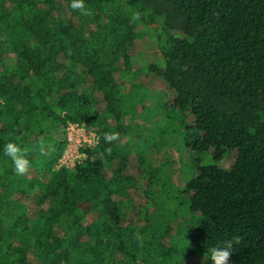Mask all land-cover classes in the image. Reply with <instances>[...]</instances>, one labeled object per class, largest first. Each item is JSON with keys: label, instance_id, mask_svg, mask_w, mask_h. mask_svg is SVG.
Masks as SVG:
<instances>
[{"label": "trees", "instance_id": "16d2710c", "mask_svg": "<svg viewBox=\"0 0 264 264\" xmlns=\"http://www.w3.org/2000/svg\"><path fill=\"white\" fill-rule=\"evenodd\" d=\"M84 2L91 16L71 0H0V264H211L207 250L236 235L230 264H264V0ZM141 31L158 52L142 64L178 95L167 107L195 120L194 150L236 153L231 169L200 167L188 183L199 224L183 249L170 244L177 213L136 199L160 171L120 137ZM73 122L98 142L57 170ZM9 142L28 149L25 175Z\"/></svg>", "mask_w": 264, "mask_h": 264}, {"label": "rangeland", "instance_id": "374dc122", "mask_svg": "<svg viewBox=\"0 0 264 264\" xmlns=\"http://www.w3.org/2000/svg\"><path fill=\"white\" fill-rule=\"evenodd\" d=\"M144 32L146 31L140 33L138 48L133 58L131 80L127 83L126 93L131 90V94L129 93L123 103L125 109L120 123V137L127 145L131 160L138 156L144 160L145 168L150 170L155 167L160 171L159 185L153 191L148 190V195L144 193L136 199L140 203L149 199L156 209L177 213L181 221L173 224L174 233L170 244L176 249H183L189 226L199 224L198 218L188 215L185 195L188 183L196 177L200 167L218 166L226 170L231 169L236 160V153L227 152L222 159L217 160L213 153L194 150L195 138L198 136V131L193 128L194 118L188 113L169 108L175 106L177 93L167 88L157 77L148 74L149 66L142 64H149L158 57L157 49L150 42L148 33ZM158 65L156 63V66ZM159 99L164 103L158 102ZM111 124L117 125V122L112 120ZM85 137H88L87 133L78 137L79 142L68 146L67 135L57 170H69L82 159L78 148L84 144ZM11 224L10 220L5 221L2 231H8ZM65 232L70 233V227L65 228ZM204 259L197 258L196 261Z\"/></svg>", "mask_w": 264, "mask_h": 264}, {"label": "clouds", "instance_id": "9594fccd", "mask_svg": "<svg viewBox=\"0 0 264 264\" xmlns=\"http://www.w3.org/2000/svg\"><path fill=\"white\" fill-rule=\"evenodd\" d=\"M69 7L79 12L83 16H91L92 11L85 5L84 0H71ZM135 19H139V13L135 14ZM119 139V133H105L104 140L106 143L111 144L113 141ZM109 155L111 154V148L105 150ZM27 148H21L19 145L13 142H9L4 145V153L9 157L15 165V171L18 175H25L29 168L30 162L26 159ZM134 238L140 243H143V236L137 232L134 234ZM242 237L239 235L233 236L230 240L226 241L222 246L212 247L208 251V259L210 258L211 264H230L231 256L235 249L234 245H239L242 242Z\"/></svg>", "mask_w": 264, "mask_h": 264}, {"label": "built area", "instance_id": "2783aa9c", "mask_svg": "<svg viewBox=\"0 0 264 264\" xmlns=\"http://www.w3.org/2000/svg\"><path fill=\"white\" fill-rule=\"evenodd\" d=\"M66 132L68 133V146H72L75 142H79L78 137L82 136L84 133L88 134V137H85V142L84 144L79 147V152L82 156V159L78 162H76L71 168H73L76 164L80 163L85 155L82 153V150L88 147H94L96 146L98 142V134L95 131L94 128L84 124V123H79V122H73V123H68V126L66 128ZM93 142V143H91ZM87 143V144H86ZM70 168V169H71Z\"/></svg>", "mask_w": 264, "mask_h": 264}]
</instances>
